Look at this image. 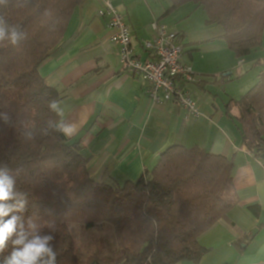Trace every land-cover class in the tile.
Listing matches in <instances>:
<instances>
[{
  "label": "trees",
  "instance_id": "trees-1",
  "mask_svg": "<svg viewBox=\"0 0 264 264\" xmlns=\"http://www.w3.org/2000/svg\"><path fill=\"white\" fill-rule=\"evenodd\" d=\"M86 1L0 2L6 30L23 34L15 45L0 41V166L20 170L18 190L27 195L22 215L46 232L48 223L56 225L58 264H199L209 251L200 236L234 206L228 197L234 166L228 158L173 145L138 180L100 183L88 171L83 146L56 130L61 115L49 104L61 95L46 85L39 69L59 51L72 14ZM170 2L166 14L189 3L202 8L206 25L220 26L227 46L240 57L262 47L264 0ZM176 35L183 45V36ZM227 113L239 123L245 146L261 157L264 73L246 94L229 101ZM249 209L259 212L258 205ZM72 224L107 230L97 251L79 253Z\"/></svg>",
  "mask_w": 264,
  "mask_h": 264
},
{
  "label": "crops",
  "instance_id": "crops-1",
  "mask_svg": "<svg viewBox=\"0 0 264 264\" xmlns=\"http://www.w3.org/2000/svg\"><path fill=\"white\" fill-rule=\"evenodd\" d=\"M103 1L87 0L75 9L59 51L39 69L46 85L61 95V121L71 120L77 127L69 139L83 146L90 175L100 183L134 182L173 145L225 156L234 166L228 196L234 206L200 236V245L209 251L199 264H264V161L245 146L239 123L227 113L229 101L239 98L223 97L217 91L230 81L231 74L221 76V72L234 61L206 70L217 62L211 55L218 51H201L204 44L224 39L223 29L169 27L183 36L188 50L181 60L196 73L187 89L202 116L187 117L174 102L153 105L146 82L125 71L118 47L109 40L108 19L98 15ZM110 1L125 17L135 52L142 59L150 56L142 44L153 38L154 20L166 24L196 9L189 3L166 14L170 0ZM232 52L243 65L245 57ZM232 114L238 115L235 107ZM252 205L259 206L257 214L250 211Z\"/></svg>",
  "mask_w": 264,
  "mask_h": 264
},
{
  "label": "built area",
  "instance_id": "built-area-1",
  "mask_svg": "<svg viewBox=\"0 0 264 264\" xmlns=\"http://www.w3.org/2000/svg\"><path fill=\"white\" fill-rule=\"evenodd\" d=\"M98 15L108 19L109 40L118 47L121 64L129 75L146 82L148 97L153 105L174 102L187 117L202 116L197 101L187 89V85L195 81L196 73L190 65L182 62L184 48L175 32L154 20L151 23L153 38L143 41V48L150 56L142 59L135 52L125 17L110 0L103 1Z\"/></svg>",
  "mask_w": 264,
  "mask_h": 264
},
{
  "label": "clouds",
  "instance_id": "clouds-1",
  "mask_svg": "<svg viewBox=\"0 0 264 264\" xmlns=\"http://www.w3.org/2000/svg\"><path fill=\"white\" fill-rule=\"evenodd\" d=\"M3 2V0H0ZM23 34L13 28L6 30L0 20V41L6 38L17 44ZM60 101L49 104L51 110L62 115ZM56 130L65 137H72L77 127L71 120L60 121ZM19 169L0 166V264H58L55 250L56 225L48 223L50 231H44L35 219L25 218L27 205L26 193L18 190ZM6 253V254H5Z\"/></svg>",
  "mask_w": 264,
  "mask_h": 264
},
{
  "label": "rangeland",
  "instance_id": "rangeland-1",
  "mask_svg": "<svg viewBox=\"0 0 264 264\" xmlns=\"http://www.w3.org/2000/svg\"><path fill=\"white\" fill-rule=\"evenodd\" d=\"M164 25L167 26L168 30H170L169 27L175 28L176 30L186 27L190 30L199 31V28L209 27L206 25V13L202 8L188 11L184 16H181V18L169 20L168 23ZM170 31L173 32L172 30ZM204 45L205 47H203L201 51H218L216 54L211 55L212 58L214 57V59L217 60L215 63L213 61L211 62V65L215 69L211 67V69L205 68L206 70H216L221 63L226 66L234 61L227 70L221 72V76H225L228 73L231 75L229 76L230 81H227L222 87L217 89L220 96L241 98L256 85L259 76L261 73H264V34L262 38V47L252 49L251 53L245 56L244 64L241 66H239L237 57L227 46L223 38ZM187 50L186 46V50L184 51ZM70 228L78 245L79 253L85 254L86 256L98 250L104 238V234L107 233L106 229L105 231L102 229L103 232L99 230L88 231L79 224H72Z\"/></svg>",
  "mask_w": 264,
  "mask_h": 264
},
{
  "label": "water",
  "instance_id": "water-1",
  "mask_svg": "<svg viewBox=\"0 0 264 264\" xmlns=\"http://www.w3.org/2000/svg\"><path fill=\"white\" fill-rule=\"evenodd\" d=\"M261 159L264 161V154L261 156ZM255 232H256V230H255Z\"/></svg>",
  "mask_w": 264,
  "mask_h": 264
}]
</instances>
